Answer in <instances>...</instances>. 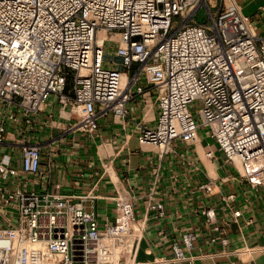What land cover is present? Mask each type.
Segmentation results:
<instances>
[{
	"label": "built area",
	"instance_id": "built-area-1",
	"mask_svg": "<svg viewBox=\"0 0 264 264\" xmlns=\"http://www.w3.org/2000/svg\"><path fill=\"white\" fill-rule=\"evenodd\" d=\"M202 6L206 22L196 18ZM214 7L207 0H0V178L42 171L38 144H22L19 166L1 153L8 129L25 133L51 98L78 115L73 128L95 131L101 118L125 116L151 86L158 116L141 129L140 144L191 143L206 128L226 160L264 188V39L233 0ZM200 188L209 192L212 183ZM85 199L9 189L5 202L17 206L18 220L0 228V264H122L139 240L133 199L118 196L103 229ZM148 208L165 215L161 202ZM202 214L222 232L214 207ZM196 238L183 233L161 262L194 263L202 257L193 254ZM213 241L229 245L224 235Z\"/></svg>",
	"mask_w": 264,
	"mask_h": 264
},
{
	"label": "crops",
	"instance_id": "crops-1",
	"mask_svg": "<svg viewBox=\"0 0 264 264\" xmlns=\"http://www.w3.org/2000/svg\"><path fill=\"white\" fill-rule=\"evenodd\" d=\"M233 1L252 17L254 31L264 39V0ZM127 108L125 116L101 118L97 130L81 131L73 128L78 115L53 97L25 133L9 128L1 154L19 166L22 144H38L42 171L32 175L19 169L13 178H0V228L18 220L17 206L5 202L12 188L60 194L72 202L85 197V207L96 213L101 229L115 218L116 198L126 196L134 201L139 240L122 264H163L189 230L197 234L193 254L202 255L192 264H264V188L251 185L240 166L226 160L206 128L191 143L174 140L165 149L140 144L141 129L154 126L158 116L151 86ZM204 183H212V190L200 188ZM230 193L233 200L227 199ZM152 202L164 204V216L149 210ZM208 207L216 209L221 233L202 214ZM219 235L227 236V247L213 241Z\"/></svg>",
	"mask_w": 264,
	"mask_h": 264
},
{
	"label": "rangeland",
	"instance_id": "rangeland-1",
	"mask_svg": "<svg viewBox=\"0 0 264 264\" xmlns=\"http://www.w3.org/2000/svg\"><path fill=\"white\" fill-rule=\"evenodd\" d=\"M208 3L213 6V10H215L216 8L214 7V0H207ZM196 18L199 22H206L208 20V13H207V9L205 6H202L198 12H197V15H196Z\"/></svg>",
	"mask_w": 264,
	"mask_h": 264
}]
</instances>
